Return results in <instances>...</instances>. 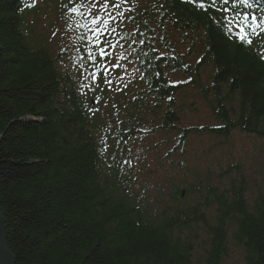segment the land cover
Wrapping results in <instances>:
<instances>
[{
	"label": "trees",
	"instance_id": "1",
	"mask_svg": "<svg viewBox=\"0 0 264 264\" xmlns=\"http://www.w3.org/2000/svg\"><path fill=\"white\" fill-rule=\"evenodd\" d=\"M251 2L237 10L264 21ZM70 6L0 0V210L15 264H264V32L248 29V44L216 8L127 0L122 90L109 66L111 90L88 91Z\"/></svg>",
	"mask_w": 264,
	"mask_h": 264
},
{
	"label": "snow or ice",
	"instance_id": "2",
	"mask_svg": "<svg viewBox=\"0 0 264 264\" xmlns=\"http://www.w3.org/2000/svg\"><path fill=\"white\" fill-rule=\"evenodd\" d=\"M195 3L198 8L207 11L209 7L223 14V20L227 21L224 25L229 33H235L237 39L252 43L248 29L252 30L253 35H259L257 29L264 32V21L258 19L254 14L237 10V5L252 6L251 0H190ZM70 7L67 11L80 18L83 22H77L76 26L84 30V34L80 36L81 45L84 53L79 56L80 69L88 73L91 83L88 85V91H95L100 87L102 80L104 85L111 90L114 81L109 79L111 69H121V76L116 83V90H122L119 87L120 81L127 74V67L122 61L128 60V55L124 51H120L118 57L114 52L118 49L125 48L123 41H129L134 33L121 32L119 29L124 24L125 20H133L132 16H125L126 12L132 11L130 8H125L127 0H69ZM251 15V21L249 16ZM143 35V33H140ZM112 37V39H109ZM136 40H131L128 47L136 44ZM139 44L143 45L145 41L139 39ZM112 49V51H109ZM135 49L133 48V52ZM113 60L115 61L113 63ZM84 87V84H80ZM124 87H127L125 84ZM103 92V88H100ZM86 94V93H82ZM99 101L100 97L94 98ZM98 110V109H97ZM106 150V149H105Z\"/></svg>",
	"mask_w": 264,
	"mask_h": 264
},
{
	"label": "rangeland",
	"instance_id": "3",
	"mask_svg": "<svg viewBox=\"0 0 264 264\" xmlns=\"http://www.w3.org/2000/svg\"><path fill=\"white\" fill-rule=\"evenodd\" d=\"M41 30V29H40ZM47 28H45V30H41L43 33L45 32L46 35L48 34V31H46ZM41 32V33H42ZM185 117H183V121H184ZM258 142H262L264 144V139H260ZM252 143H253V140H250L249 138H243L241 139L239 142L235 143L236 145L234 146V150H233V153L236 155V156H242V150H245V148L247 150H250L251 149V146H252ZM197 145L202 148L204 146V143L202 141L201 138H197ZM242 147V148H241ZM215 157L219 160H216L218 163H221L222 165H225V163L223 161H226V159L229 157L228 153H225L223 148H219V149H216L215 151ZM250 171L253 173L252 175V179L249 180L250 182H255L256 180L259 179V171L257 169L256 166H253L252 169L247 172V175L250 174ZM263 172H264V169H263ZM256 179V180H254ZM257 184L259 185H262L260 182H257ZM264 188V187H263ZM192 201V198L190 199L189 202ZM189 204V203H187ZM195 254H197L196 251H194ZM226 264H234V261H233V257H229L228 260H227V263Z\"/></svg>",
	"mask_w": 264,
	"mask_h": 264
},
{
	"label": "water",
	"instance_id": "4",
	"mask_svg": "<svg viewBox=\"0 0 264 264\" xmlns=\"http://www.w3.org/2000/svg\"><path fill=\"white\" fill-rule=\"evenodd\" d=\"M0 264H15L14 257L7 243V232L4 218L0 210Z\"/></svg>",
	"mask_w": 264,
	"mask_h": 264
}]
</instances>
